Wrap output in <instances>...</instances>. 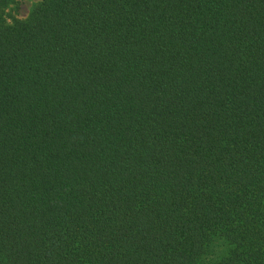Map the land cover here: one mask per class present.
I'll list each match as a JSON object with an SVG mask.
<instances>
[{"label": "trees", "instance_id": "obj_1", "mask_svg": "<svg viewBox=\"0 0 264 264\" xmlns=\"http://www.w3.org/2000/svg\"><path fill=\"white\" fill-rule=\"evenodd\" d=\"M0 0V264H264V0Z\"/></svg>", "mask_w": 264, "mask_h": 264}, {"label": "rangeland", "instance_id": "obj_2", "mask_svg": "<svg viewBox=\"0 0 264 264\" xmlns=\"http://www.w3.org/2000/svg\"><path fill=\"white\" fill-rule=\"evenodd\" d=\"M41 0H14L3 9V17L10 23L14 19H24Z\"/></svg>", "mask_w": 264, "mask_h": 264}]
</instances>
